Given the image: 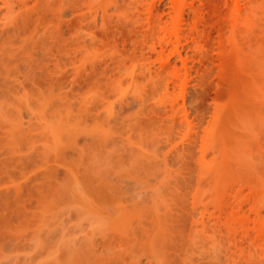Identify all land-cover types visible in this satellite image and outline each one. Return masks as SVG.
Segmentation results:
<instances>
[{"label":"rangeland","instance_id":"1","mask_svg":"<svg viewBox=\"0 0 264 264\" xmlns=\"http://www.w3.org/2000/svg\"><path fill=\"white\" fill-rule=\"evenodd\" d=\"M0 264H264V0H0Z\"/></svg>","mask_w":264,"mask_h":264},{"label":"bare ground","instance_id":"2","mask_svg":"<svg viewBox=\"0 0 264 264\" xmlns=\"http://www.w3.org/2000/svg\"><path fill=\"white\" fill-rule=\"evenodd\" d=\"M237 5H238V6H237V9H236V13H237V12L239 13V12L241 11V9H240V7H239V4H237ZM152 11H153V10H152ZM152 13H153V12H152ZM196 15H197V14H196ZM238 15H239V14H238ZM181 18H182V17H181ZM177 28H178V27H177ZM196 29H197V28H196ZM176 31H178V32L180 33V28H179L178 30H176ZM176 31H175V32H176ZM174 35H176V37H178V36H180V35L182 36V34L177 35V33H174V34H173V37H174ZM178 42H180V39H179Z\"/></svg>","mask_w":264,"mask_h":264}]
</instances>
